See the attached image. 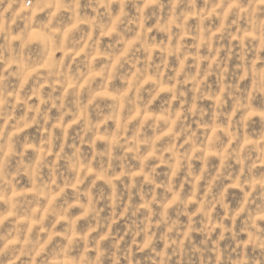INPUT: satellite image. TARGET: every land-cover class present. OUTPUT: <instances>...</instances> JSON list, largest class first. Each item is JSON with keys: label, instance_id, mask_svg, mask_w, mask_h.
I'll return each instance as SVG.
<instances>
[{"label": "clouds", "instance_id": "clouds-1", "mask_svg": "<svg viewBox=\"0 0 264 264\" xmlns=\"http://www.w3.org/2000/svg\"><path fill=\"white\" fill-rule=\"evenodd\" d=\"M0 264H264V0H0Z\"/></svg>", "mask_w": 264, "mask_h": 264}]
</instances>
